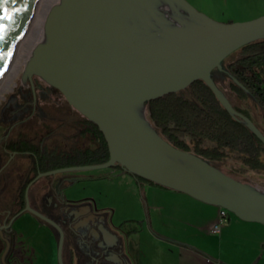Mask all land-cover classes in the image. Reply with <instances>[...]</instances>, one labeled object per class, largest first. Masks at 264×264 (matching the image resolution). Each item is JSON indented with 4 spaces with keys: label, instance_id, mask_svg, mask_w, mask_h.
Returning a JSON list of instances; mask_svg holds the SVG:
<instances>
[{
    "label": "water",
    "instance_id": "1",
    "mask_svg": "<svg viewBox=\"0 0 264 264\" xmlns=\"http://www.w3.org/2000/svg\"><path fill=\"white\" fill-rule=\"evenodd\" d=\"M35 0H0V78L14 53ZM264 38V16L220 23L186 0H45L36 36L25 51L24 78L32 73L56 88L71 110L94 123L106 141V162L39 173L25 192L26 211L64 231L32 207L29 186L41 176L119 165L133 176L218 206L247 222L264 224V184L173 146L150 121L147 103L201 80L236 121L263 143L264 135L237 111L213 70L232 52ZM33 91V86H32ZM34 99V94H33ZM252 119L260 126L251 97ZM261 127V126H260ZM12 157V156H11ZM139 184V183H138ZM0 227V234L1 229ZM6 248L1 256L5 263Z\"/></svg>",
    "mask_w": 264,
    "mask_h": 264
},
{
    "label": "rangeland",
    "instance_id": "2",
    "mask_svg": "<svg viewBox=\"0 0 264 264\" xmlns=\"http://www.w3.org/2000/svg\"><path fill=\"white\" fill-rule=\"evenodd\" d=\"M44 1L35 0L28 21L21 33L20 44L8 61L10 63H7L0 79V166L10 159L9 165L0 172V211L11 208V201L17 195L18 189L31 167L28 157L18 154L10 157L11 154L4 152V145L24 137L33 144H42L47 149H66L76 142L78 122L84 118L73 112L64 96L56 88L40 79V76L34 73L30 75L33 91L28 75L24 78V85L21 81L25 69V51L32 40L31 37L35 38L36 36V24ZM186 1L199 13L220 23L244 22L264 16V0ZM21 38L23 39L21 40ZM240 55V49L229 54L223 60L222 68L239 58ZM212 74L220 76L222 87L236 107L244 110L252 118L253 109L247 98L241 101L230 91L228 87L230 78L219 69L213 70ZM181 91L188 95L187 88ZM252 101L259 116L260 126L264 128L263 112L253 99ZM158 133L162 136L159 130ZM184 139L188 141L187 137ZM235 157V154H232L220 161H232V163L221 164L219 167L228 168L239 175L254 174L257 182L264 184V171L251 170ZM29 175L32 176L31 173ZM132 176L119 165L41 176L29 187L28 200L34 208L41 204L50 205L53 214H58L62 206V203L59 202V195L71 203L91 199L98 208L104 207L108 213H112L113 208H116L115 219L138 218L145 213L146 208L144 209L142 206L144 204L143 195L138 189L130 186V181L133 180ZM26 213L33 216L29 212ZM230 214L236 217L233 213ZM125 226L126 228L140 229L137 222H127ZM47 240L46 237L45 241L48 242ZM49 242L54 251L53 254L49 253L50 258L53 264H58V241L54 238ZM1 250L2 244H0V254Z\"/></svg>",
    "mask_w": 264,
    "mask_h": 264
},
{
    "label": "crops",
    "instance_id": "3",
    "mask_svg": "<svg viewBox=\"0 0 264 264\" xmlns=\"http://www.w3.org/2000/svg\"><path fill=\"white\" fill-rule=\"evenodd\" d=\"M132 178L146 208L138 218L115 219L116 208L108 213L91 199L71 203L60 197L64 208L58 214L46 204L64 231V264H264V224L229 213L219 233L211 234L220 207ZM33 216L24 211L14 218L15 249L24 255L12 264H53L49 240L58 241V233ZM127 222L140 229L126 228Z\"/></svg>",
    "mask_w": 264,
    "mask_h": 264
},
{
    "label": "trees",
    "instance_id": "4",
    "mask_svg": "<svg viewBox=\"0 0 264 264\" xmlns=\"http://www.w3.org/2000/svg\"><path fill=\"white\" fill-rule=\"evenodd\" d=\"M239 49L240 57L221 71L230 78L228 87L239 100L244 101L248 97L254 100L263 112L264 122V38ZM187 93H170L147 103L149 119L161 135L173 146L193 152L208 161L220 162L235 154V158L249 169L264 171L263 143L246 125L232 118L203 81L193 82L187 87ZM233 107L249 117L264 135V128L258 126L244 110ZM75 139L76 142L66 149H47L24 137L4 145L5 149L28 157L31 161L29 173L17 192L15 214L23 211L27 186L40 172L99 164L108 160L109 152L103 134L86 118L78 122ZM36 209L58 223L46 204Z\"/></svg>",
    "mask_w": 264,
    "mask_h": 264
},
{
    "label": "flooded vegetation",
    "instance_id": "5",
    "mask_svg": "<svg viewBox=\"0 0 264 264\" xmlns=\"http://www.w3.org/2000/svg\"><path fill=\"white\" fill-rule=\"evenodd\" d=\"M4 152H8L9 154H11V156L17 155V153L12 152V151L7 150V149H5ZM9 162H10V159H8L6 162L2 163V165L0 166V172H2L9 165ZM35 182L36 181H34L31 185H33ZM17 195H18V193H17ZM17 195L11 201V204H12V206H10L11 208L0 211V227L3 226L1 229V234H0V244H2V250H1V254H0V264H12L16 259H18L19 257L21 258V256L24 255V254H22L23 252L21 251L20 248L15 249V237H14V231L12 228L14 218L17 215V214H15V212L17 210V209H15V206H17V200H18ZM59 198H60V195H59ZM61 208H64V207L62 206ZM5 240H8L9 248H8V251L5 255V263H2L1 256H2V254L6 248Z\"/></svg>",
    "mask_w": 264,
    "mask_h": 264
},
{
    "label": "built area",
    "instance_id": "6",
    "mask_svg": "<svg viewBox=\"0 0 264 264\" xmlns=\"http://www.w3.org/2000/svg\"><path fill=\"white\" fill-rule=\"evenodd\" d=\"M228 214L229 212L227 210L220 208L218 220L210 229L211 234L219 233L221 226L227 222Z\"/></svg>",
    "mask_w": 264,
    "mask_h": 264
},
{
    "label": "bare ground",
    "instance_id": "7",
    "mask_svg": "<svg viewBox=\"0 0 264 264\" xmlns=\"http://www.w3.org/2000/svg\"><path fill=\"white\" fill-rule=\"evenodd\" d=\"M42 3H43V2H42ZM41 6H43V5H41ZM38 17H39V16H38ZM23 37H24V36H23ZM22 39H23V38H21V40H22ZM31 39H32V40H30V41L33 42L34 39H35L34 36H32ZM31 42H30V43H31ZM19 44H20V41H19L18 44L16 45L15 50L18 48ZM15 50H14V52H15ZM11 61H12V60H11ZM9 63H10V62H9ZM9 63H8V64H9ZM6 66H7V65H6ZM0 79H1V78H0Z\"/></svg>",
    "mask_w": 264,
    "mask_h": 264
}]
</instances>
